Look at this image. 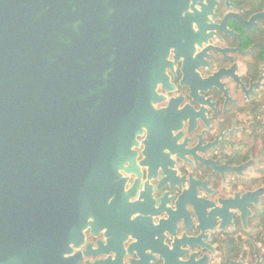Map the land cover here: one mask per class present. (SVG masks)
<instances>
[{"label": "flooded vegetation", "instance_id": "flooded-vegetation-1", "mask_svg": "<svg viewBox=\"0 0 264 264\" xmlns=\"http://www.w3.org/2000/svg\"><path fill=\"white\" fill-rule=\"evenodd\" d=\"M167 1L193 31L146 95L135 163L82 239L66 220V250L47 220L42 264H264V0Z\"/></svg>", "mask_w": 264, "mask_h": 264}, {"label": "water", "instance_id": "water-1", "mask_svg": "<svg viewBox=\"0 0 264 264\" xmlns=\"http://www.w3.org/2000/svg\"><path fill=\"white\" fill-rule=\"evenodd\" d=\"M168 3L0 0V264H42L54 217L66 250V220L82 239L122 188L170 49L193 31Z\"/></svg>", "mask_w": 264, "mask_h": 264}]
</instances>
